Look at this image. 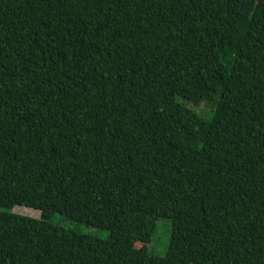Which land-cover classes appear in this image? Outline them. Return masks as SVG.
I'll return each mask as SVG.
<instances>
[{"label":"trees","instance_id":"16d2710c","mask_svg":"<svg viewBox=\"0 0 264 264\" xmlns=\"http://www.w3.org/2000/svg\"><path fill=\"white\" fill-rule=\"evenodd\" d=\"M0 264H264V0H0Z\"/></svg>","mask_w":264,"mask_h":264},{"label":"rangeland","instance_id":"374dc122","mask_svg":"<svg viewBox=\"0 0 264 264\" xmlns=\"http://www.w3.org/2000/svg\"><path fill=\"white\" fill-rule=\"evenodd\" d=\"M204 102V101H203ZM193 103V102H191ZM189 104V103H188ZM194 107L196 110L201 112L204 116H211V106L202 103L200 105L189 104ZM14 212L25 214L33 217H41V210L28 207L25 205H16L13 209ZM53 223L62 225L67 228L74 229L76 231L87 233L100 238H107L110 235V230L106 228H98L95 226L87 225L83 222H78L72 218L60 213H54L51 218ZM172 234V222L168 218H160L157 222L156 230L152 236L151 241L147 244V248L150 252L164 255L167 252L168 245L171 239ZM138 246H141L139 243Z\"/></svg>","mask_w":264,"mask_h":264}]
</instances>
